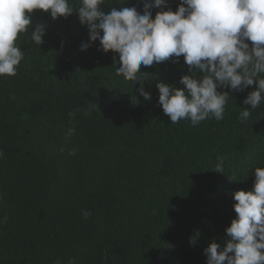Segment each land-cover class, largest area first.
I'll return each instance as SVG.
<instances>
[{"label": "trees", "instance_id": "16d2710c", "mask_svg": "<svg viewBox=\"0 0 264 264\" xmlns=\"http://www.w3.org/2000/svg\"><path fill=\"white\" fill-rule=\"evenodd\" d=\"M124 3L143 14V0L101 7ZM36 23L47 26L44 43L30 40L31 29L21 34L17 75L0 77V264H207L204 249L226 244L237 215L233 194L252 190L264 167V103H243L256 85L231 92L219 122L172 124L153 79L183 87V56L142 66L149 101L139 81L116 75L118 53L99 40L81 49L90 37L76 12L53 20L36 10Z\"/></svg>", "mask_w": 264, "mask_h": 264}, {"label": "clouds", "instance_id": "9594fccd", "mask_svg": "<svg viewBox=\"0 0 264 264\" xmlns=\"http://www.w3.org/2000/svg\"><path fill=\"white\" fill-rule=\"evenodd\" d=\"M107 0H0V77L16 76L24 59L17 41L31 29L30 40L44 43L47 26L36 23V10L50 13L53 20L76 12L89 30L90 41L81 45L87 50L99 40L104 53H118L115 72L126 81H139L137 89L145 100L151 93L144 88L151 73L141 71L183 56L188 73L181 76L183 87L156 80L158 103L172 124L181 120L192 126L214 118L224 119L231 92H249L243 103L259 109L264 103V0H181L176 10L167 0H143V14L137 6L101 7ZM113 3V0H111ZM153 8L159 9L153 18ZM220 88L226 91L218 90ZM92 105L84 110L91 115ZM238 119L245 122L251 112L243 108ZM73 116L74 113H69ZM75 128H68L71 136ZM63 151V149H60ZM70 155L75 154L73 149ZM4 157L0 150V158ZM224 157L217 158L215 171L223 173ZM252 190L233 194L237 214L226 228V244L213 241L204 249L207 264H264V167H257ZM90 211H84L87 219ZM7 217L0 220L6 222ZM200 232L190 239L195 245Z\"/></svg>", "mask_w": 264, "mask_h": 264}]
</instances>
